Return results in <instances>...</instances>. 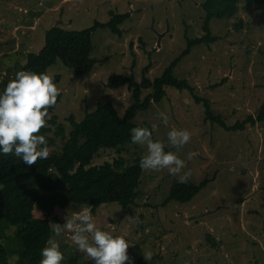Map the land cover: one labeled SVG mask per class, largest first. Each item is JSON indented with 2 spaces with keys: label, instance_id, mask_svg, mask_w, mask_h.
<instances>
[{
  "label": "rangeland",
  "instance_id": "1",
  "mask_svg": "<svg viewBox=\"0 0 264 264\" xmlns=\"http://www.w3.org/2000/svg\"><path fill=\"white\" fill-rule=\"evenodd\" d=\"M203 1L0 0V85L14 78L27 52L39 51L51 26L80 30L94 21L106 22L110 10L128 12L120 25L121 37L106 27L92 33L91 56L96 62L91 72L76 75L59 60L47 68L49 74H60L56 84L60 101L53 113L63 124L65 137L70 130L66 117L73 114L80 121L98 103L109 101L123 115L133 99L126 85L108 88V76L132 74L139 81L148 62L147 76L160 75L185 47L184 35L203 34ZM239 5L234 17L210 20V30L220 36L218 40L194 45L173 69L176 77L185 78L193 87L194 94L209 100L211 112L228 125L249 114L255 116L264 100L263 9L245 5L244 0ZM239 20L241 26L236 27ZM224 77L225 82L210 87ZM165 90L166 96L138 111L133 122L150 124L152 139L164 142L166 151L176 152L191 172L190 181L198 183L206 177L210 181L188 202L161 205L176 178L167 169L143 170L135 204L125 211L116 203L103 204L91 214L93 221L101 230L127 240L132 264H264V121L227 131L204 119L201 104L187 90ZM148 92L142 90L141 98ZM171 128L190 132L189 141L178 151L167 145ZM46 141L49 154L59 151L63 143L52 131ZM144 152L142 145L130 144L120 155L132 159ZM116 155L113 149H100L92 164ZM80 208L56 210L60 222L52 228L56 223L62 227L64 219ZM33 215L43 216L38 210ZM14 229L4 232L12 234ZM68 235L62 232L59 238L61 264H70L74 256L77 263L88 264ZM146 250L152 253L147 262L142 258ZM15 259L14 254L8 257L11 263Z\"/></svg>",
  "mask_w": 264,
  "mask_h": 264
},
{
  "label": "trees",
  "instance_id": "2",
  "mask_svg": "<svg viewBox=\"0 0 264 264\" xmlns=\"http://www.w3.org/2000/svg\"><path fill=\"white\" fill-rule=\"evenodd\" d=\"M244 1L245 5L262 7L264 24V0ZM239 2L240 0H204L201 4L205 12L203 34L194 38L184 35L185 47L157 77L150 79L147 76L150 62L142 69L139 81L132 74L108 76L106 82L108 88L115 89L126 85L133 99L123 115H119L109 101L98 103L93 111H85L80 121H76L73 114L66 117L70 130L65 137L64 126L57 121V114L53 113L60 101L58 95L56 103L48 107L47 113L50 115L44 118L46 123L39 130V134L47 138V133L52 131L55 136L61 137L63 139L61 149L50 153L47 159H37L31 166L23 164L11 153L0 155V264H37L40 258L39 250L51 236L52 224L60 222L55 214L56 210H63L69 206L88 207L90 214H94L103 204L116 203L123 211L135 204L143 171L139 167L141 156L124 159L120 154L133 144L129 135L132 127L145 126L152 129L146 121L134 123L133 119L138 111L146 110L152 103H159L166 96V87L179 91L187 90L194 102L201 104L204 119L227 131L243 130L247 123L254 125L256 122L264 121L263 100L255 116L249 114L232 125L226 124L222 116L211 112L207 98L194 94L193 87L185 78L174 75L175 65L194 45L210 44L220 38L212 34L210 20L234 17L240 9ZM108 15L109 19L106 22L94 21L91 26L80 30L51 26L44 33V44L39 51L26 53L21 69L48 73L47 68L59 60L76 75L91 72L96 62L91 56L92 33L97 28L106 27L117 37H121L123 29L120 25L128 18L129 13H116L110 10ZM241 23L239 20L234 25L240 27ZM49 75L55 84L59 82L60 74ZM226 79L224 77L210 87L219 86ZM5 85L4 81L0 85V90ZM142 90H149L143 98ZM100 149H113L117 155L112 160L92 164ZM209 181L210 178L206 177L198 183L189 180L180 184L174 179L161 205L170 201L188 202ZM34 210H38L43 216H34ZM8 227L15 228L12 234L4 232ZM207 240L214 243L210 236H207ZM13 254L16 255V259L11 263L8 257ZM69 261L70 264H79L77 256L70 257Z\"/></svg>",
  "mask_w": 264,
  "mask_h": 264
},
{
  "label": "clouds",
  "instance_id": "3",
  "mask_svg": "<svg viewBox=\"0 0 264 264\" xmlns=\"http://www.w3.org/2000/svg\"><path fill=\"white\" fill-rule=\"evenodd\" d=\"M59 90L51 75L46 72L18 70L0 90V155L11 153L28 166L37 159L49 156L47 141L39 130L45 126L49 106L56 103ZM154 127V126H153ZM130 142L142 145L144 154L139 159L142 170L167 169L180 184L187 183L191 172L174 151H166L165 143L153 140L152 132L145 126H134L129 130ZM190 139L186 129L171 128L166 134L167 145L177 151ZM183 170V171H182ZM50 236L39 250L37 264H61L64 256L59 238L62 232L75 250L82 252L92 264H132L127 254L130 245L120 235H113L97 227L88 207L64 219L62 227L54 224ZM142 258L150 261L152 253L144 251Z\"/></svg>",
  "mask_w": 264,
  "mask_h": 264
},
{
  "label": "water",
  "instance_id": "4",
  "mask_svg": "<svg viewBox=\"0 0 264 264\" xmlns=\"http://www.w3.org/2000/svg\"><path fill=\"white\" fill-rule=\"evenodd\" d=\"M159 44V42H157Z\"/></svg>",
  "mask_w": 264,
  "mask_h": 264
}]
</instances>
